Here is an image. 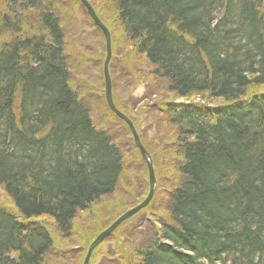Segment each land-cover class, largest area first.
I'll return each mask as SVG.
<instances>
[{"label": "trees", "instance_id": "trees-1", "mask_svg": "<svg viewBox=\"0 0 264 264\" xmlns=\"http://www.w3.org/2000/svg\"><path fill=\"white\" fill-rule=\"evenodd\" d=\"M105 8L116 52L128 58V87L136 77L159 83L164 99L142 110L174 133L176 149L164 152L173 184L166 213L116 262L264 264V0H106ZM67 47L78 57L67 58ZM90 58L51 6L0 0V188L10 200L0 202V264H82L96 231L77 238L78 215L122 186L128 145L96 124L84 100Z\"/></svg>", "mask_w": 264, "mask_h": 264}, {"label": "rangeland", "instance_id": "rangeland-1", "mask_svg": "<svg viewBox=\"0 0 264 264\" xmlns=\"http://www.w3.org/2000/svg\"><path fill=\"white\" fill-rule=\"evenodd\" d=\"M41 1L45 5L51 6L65 36L67 38L68 36L74 37L79 49L84 54H89L91 58H95L96 62L89 63L92 71H88L87 75H84L85 78H89V84L86 86V89L91 91V93H87L84 100L91 112H93L96 124L102 128L113 129L115 140L121 142L123 145H128L126 150L122 149L123 153L129 159L126 160L125 175L127 177H123L122 184H120L122 186L118 187L115 195L109 196L102 202L95 204L90 213L84 215L80 213L75 221L77 238H80L81 234L88 231L89 228L90 230H94L93 232L96 231L92 234L97 238L111 223L113 224L116 221L120 214L134 208L147 197L150 190L148 167L141 157L128 126L125 123L126 127L123 126V124L114 118H107V116H110V110L105 99L104 64L108 57V52L102 33L94 26L79 0ZM88 2L110 32L111 54L108 63V72L111 77L114 103L119 110L125 109V114L122 110L120 111L134 124L142 146L150 155L156 179L155 194L149 207L133 217L131 222L126 223L123 227L119 226L118 232L111 234L105 240L104 244L92 259V264H118L125 253L129 254L133 252L131 248L138 247L144 243L142 241L149 237L150 230L158 226L156 220L162 218V212L166 213L167 194L173 184L170 180V175L166 171L167 157L164 152L165 150H169V146L175 149L174 143H170V139L174 133L167 128H162L160 132L161 126H156V123L155 125L152 124L142 110L144 104H153L154 100L164 99V92L158 89L159 83L157 81H149L146 77H136L133 88L128 87L127 78L123 77V71L126 68L125 64L128 65V58H125L123 55L125 49L120 48V53L116 52V41L118 40L117 31L114 29L116 28L115 23L113 20L111 21V14L105 8L106 0H88ZM109 26L112 28V31ZM82 39L87 43L85 44L83 41L82 44V41H80ZM76 50H72V53H70L67 47V58L74 59L75 54L78 57V51ZM139 69H141L139 65L130 68L132 72H140ZM177 103H182V101L177 100ZM106 121H109L110 126L106 125ZM159 132L160 137L157 140L156 135ZM165 135L166 140L164 142L163 138ZM141 192L143 193L142 197L136 201L137 203L135 205L129 208L126 202L133 199L136 200V196ZM2 201L7 204L10 202L3 195V191L0 188V202ZM97 224L100 228L95 230ZM56 247H60L59 242H56ZM84 251H82L83 255L81 256L82 264L86 255V253L84 255ZM119 252H124V254L120 256ZM117 255L119 256L118 260L111 259H114ZM53 259L54 255L48 256L47 261L52 262L54 261ZM67 259L68 263H73V255L67 256Z\"/></svg>", "mask_w": 264, "mask_h": 264}, {"label": "water", "instance_id": "water-1", "mask_svg": "<svg viewBox=\"0 0 264 264\" xmlns=\"http://www.w3.org/2000/svg\"><path fill=\"white\" fill-rule=\"evenodd\" d=\"M79 1L83 5V7L87 10V13L90 16V18L92 19L94 25L104 35L106 47H107V52H108V57H107L106 62L104 64L105 99H106V102H107L109 109L119 119H121L122 121H124L127 124L128 128L132 134V137L134 139V142L140 151L141 157L143 158V160L147 164L148 172H149V187H150V190H149L147 197L139 205L128 210L122 216H120L109 228H107L104 232H102L94 240V242L90 245V247L88 248V251H87V254H86V257L84 259L83 264H91L93 253L98 248V246H100L107 238H109L111 236V234H113L118 229V227L121 226L124 222L131 219L135 215L139 214L140 212H142L143 210H145L149 206L152 199L154 198L155 189H156V179H155V175H154L152 160H151L148 152L142 146L134 124L132 123V121L128 117L123 115V113L117 109V107L114 103V99H113V95H112L111 79H110V75L108 72V63H109L110 54H111L110 53L111 52L110 32L104 26V24L99 20V18L96 15L93 7L87 2V0H79Z\"/></svg>", "mask_w": 264, "mask_h": 264}]
</instances>
